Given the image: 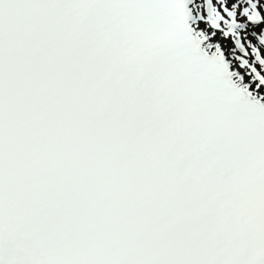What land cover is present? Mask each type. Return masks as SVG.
<instances>
[{"label":"snow or ice","instance_id":"1","mask_svg":"<svg viewBox=\"0 0 264 264\" xmlns=\"http://www.w3.org/2000/svg\"><path fill=\"white\" fill-rule=\"evenodd\" d=\"M0 264H264V0H0Z\"/></svg>","mask_w":264,"mask_h":264}]
</instances>
